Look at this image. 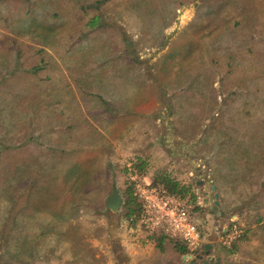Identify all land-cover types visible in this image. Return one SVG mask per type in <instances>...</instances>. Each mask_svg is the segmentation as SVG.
Instances as JSON below:
<instances>
[{
  "label": "rangeland",
  "instance_id": "obj_1",
  "mask_svg": "<svg viewBox=\"0 0 264 264\" xmlns=\"http://www.w3.org/2000/svg\"><path fill=\"white\" fill-rule=\"evenodd\" d=\"M170 1L146 0L140 14L137 0H109L100 8L79 9L69 19L65 16L66 26L56 40L37 44L52 56L55 68L26 78L36 87L50 78L62 79V86L56 85L57 97L46 98L36 118L30 115L26 124L15 121L4 133L0 129V143L14 151L27 147L32 158L44 162L58 157L64 163L79 161L94 177L84 195L87 210L72 214L66 193L54 200L64 208V219L25 213L27 202L35 200L27 188H17L12 201L0 194V264H192L189 259L181 262L168 240L159 250L143 225L127 226L121 202L131 180L124 168L137 157L147 161L143 175L151 178L163 171L189 185L202 213L211 211L220 234L232 220L240 225L230 217L233 183L252 171L235 168L236 154L242 159L245 149H264V0H188L177 8L167 6ZM94 13L106 26L84 28ZM4 35L36 44L4 28L0 14V38ZM184 45L190 53L180 65ZM227 54L233 56L230 67ZM245 65L251 68L242 70ZM76 67H85L86 76L89 72L84 88L74 83ZM104 103L110 107L107 112ZM49 117L63 127L76 123L61 152L45 142ZM5 124L0 121V127ZM142 176L140 181H150ZM112 187L121 198L115 212L105 205ZM181 199L202 238L196 218L200 212L192 210L187 194ZM234 243L226 248L218 237L211 251L218 263L212 259L210 264H251L235 253ZM243 247L251 256L246 242Z\"/></svg>",
  "mask_w": 264,
  "mask_h": 264
},
{
  "label": "trees",
  "instance_id": "obj_2",
  "mask_svg": "<svg viewBox=\"0 0 264 264\" xmlns=\"http://www.w3.org/2000/svg\"><path fill=\"white\" fill-rule=\"evenodd\" d=\"M108 1L0 0V14L2 15L3 27L18 34L19 37L23 36L36 43L35 45L26 44L22 40H16V38L9 35H4L0 38V121L6 122L5 125L0 127L2 133L15 127V121H18V124L21 122L26 124L25 119L30 117V115L36 118L38 111L43 108L45 99L49 97L52 100L57 97L56 92L59 91V88L56 85L62 86V79H59L60 83L54 78L49 79L48 75L45 77H48L49 82L41 87H36L35 81L32 78H26V76L31 74L35 75L38 72H44L46 69L53 71L55 68L52 56L45 53V49L38 47L37 44L42 43L46 45L51 43L53 39L56 40L57 35L60 33L59 30H63L66 26L65 16L69 19L76 11L86 10L90 7L100 8L101 5ZM187 1L171 0L167 6L169 4L170 6L176 5L177 8L186 4ZM137 2L134 6L136 7V13L140 14L144 11L143 3L146 0H137ZM148 7L149 2L147 1ZM145 11L147 13L150 12L149 9H145ZM157 12L161 13L162 10L158 9ZM83 25L84 28H88L89 30L106 26L103 24L99 13L91 14L84 21ZM187 51L189 50L185 45L179 51L180 65L187 62V55L190 53ZM104 56H107V54ZM232 57L230 54L226 55L228 61L226 65L228 67L231 66L229 60ZM132 60L134 61L136 58L132 57ZM217 60L211 58V62L216 63ZM84 61L87 62L88 59L85 57ZM177 63L175 62V64ZM10 65L14 66L11 70L7 68ZM18 66L27 69L22 70ZM247 67L251 68L249 65H245L241 69L246 70L245 68ZM84 68L76 67L75 73L77 74L73 75L74 83L81 88L85 87V78L89 77V72H87V76L84 75L86 72ZM166 68L169 70V67ZM12 71L17 72L18 78ZM254 75L259 76L257 73ZM245 78L247 81L251 77L246 76ZM104 105V112H107L110 107L107 103H104ZM51 121L50 118L47 123L49 128L43 134L45 142L49 147L53 149L57 148V151L61 152L63 150L61 147L67 144V140L74 136L70 130L76 123L72 122L63 127L60 126L59 122ZM55 125H59L60 127H53ZM77 128H79V125ZM217 131H219L218 128ZM51 133L53 134L52 136H50ZM145 164L144 160L136 158L135 161L130 163L128 168H124V173L133 172L138 175L142 174ZM93 177L91 169H85V167L80 165L79 161L71 160L64 163V159L58 157L50 162H44L37 157L32 158L27 147L14 151L11 150L10 146L4 147L0 143V194L6 200L12 201L16 196L17 188H27L28 192L35 199L30 204L27 202L25 206L24 212L28 215L35 212H46L55 216L56 219H64V208L62 205L58 206L53 202L65 193L70 196L69 207H71L72 214H75L79 209L81 211L87 210L85 208L84 195L89 189ZM151 183L161 185L167 192L180 198H184L187 194L192 204V210H200L189 185L180 183L168 173L163 171L156 173L152 177ZM127 184L123 191L124 197L121 202V205L124 207L122 215L126 219L127 226H132L139 223L138 220L142 207L139 200L133 195V181H128ZM149 235L155 241V246L159 250H163V244L168 240L175 252L180 255L187 252L185 245L179 243L178 240L168 239L162 233L155 231H151Z\"/></svg>",
  "mask_w": 264,
  "mask_h": 264
},
{
  "label": "crops",
  "instance_id": "obj_3",
  "mask_svg": "<svg viewBox=\"0 0 264 264\" xmlns=\"http://www.w3.org/2000/svg\"><path fill=\"white\" fill-rule=\"evenodd\" d=\"M244 151L245 154L242 159H240V153L237 152L235 168L243 171V173L247 172V170H251L252 173L249 177L241 174L233 183L235 187V201L233 207L234 213L230 217L236 219L243 230L242 237L235 241L234 248L235 253H237L241 259L245 257L251 262V264H264V149L251 150L252 153H246L247 149ZM142 160L146 163L143 170L145 173V170L147 169V161L145 159ZM140 175L142 176L143 174ZM142 178L150 181L152 179V177L149 178L146 175H143ZM201 188H203V193L206 194V186L202 185ZM206 196L208 197L209 194H206ZM203 203L208 206V202L204 201ZM195 212L201 213L196 215V218L197 222L204 230L202 238L205 239V241L203 242L204 246L201 253H203V257H206V259H213V261H216V258L218 257L211 254V251L216 249L214 248L215 245L213 242L218 240L220 234L216 228V219L214 220V217H210L212 216L211 211L202 213L200 208L199 211ZM210 222L213 224L212 229L209 228ZM222 230L223 229L220 231ZM244 242L249 245V248L251 249V256H246L243 253ZM207 245H209L207 248L208 251L204 254V247Z\"/></svg>",
  "mask_w": 264,
  "mask_h": 264
},
{
  "label": "built area",
  "instance_id": "obj_4",
  "mask_svg": "<svg viewBox=\"0 0 264 264\" xmlns=\"http://www.w3.org/2000/svg\"><path fill=\"white\" fill-rule=\"evenodd\" d=\"M129 179L134 183L133 195L142 207L139 224L151 231H159L169 239L180 240L191 255L200 253L201 233L190 219L182 199L159 184L140 181L139 175L133 172L129 173ZM242 233L240 225L230 221L219 234L221 245L230 248Z\"/></svg>",
  "mask_w": 264,
  "mask_h": 264
},
{
  "label": "water",
  "instance_id": "obj_5",
  "mask_svg": "<svg viewBox=\"0 0 264 264\" xmlns=\"http://www.w3.org/2000/svg\"><path fill=\"white\" fill-rule=\"evenodd\" d=\"M210 189L213 190L214 186L211 185ZM212 197H213L212 202L214 204L213 210H215L216 205L218 204V202L216 200L217 194L214 192ZM120 201H121V198L117 192V189L115 187H112L111 193L106 198V201H105L106 208H108L111 212H115V211H117V209L120 205ZM204 201L207 202V199L205 198ZM223 230H224V228H223ZM208 246L209 245L204 247V252H205L204 254L207 253ZM203 256H204L203 253H200V254L198 253V254H195L193 256L191 254H182V255H180V260H181V262H184L186 259H189V262L192 264H196L197 261H200V263H202V264H210L212 262L211 259H206V257H203ZM215 263H218V258H216Z\"/></svg>",
  "mask_w": 264,
  "mask_h": 264
}]
</instances>
